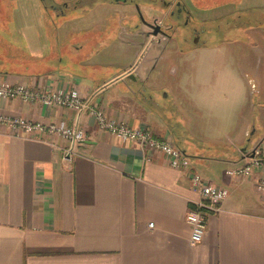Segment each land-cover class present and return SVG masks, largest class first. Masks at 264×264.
<instances>
[{
  "label": "crops",
  "instance_id": "1",
  "mask_svg": "<svg viewBox=\"0 0 264 264\" xmlns=\"http://www.w3.org/2000/svg\"><path fill=\"white\" fill-rule=\"evenodd\" d=\"M30 1L0 0V14L11 11V27L0 28V78L65 92L77 86L108 116L132 127H150L155 136L175 142L168 116L155 109L159 103L148 93V86H157L165 73L153 61L171 36L130 32L108 48H90L66 65H52L46 27L36 32L24 24ZM104 1L106 9L126 6ZM240 1L255 6L260 0ZM37 18L43 25L48 20ZM106 19L69 30H88ZM81 41L93 42V35ZM228 44L201 43L178 53L188 54L189 61L174 67L169 87L175 106L201 117L202 131L195 134L192 122L191 136L207 144L179 145L191 153L189 169L172 167L162 151L101 130L86 111L78 115L66 107L0 99V112L7 115L66 121L86 132L69 159L62 137L15 135L0 124V264H264V197L256 188L264 178V163L253 166L248 176L226 173L244 164L257 145L264 150V67L261 72L258 64L264 51ZM145 47L151 58L138 67L140 82L127 73ZM131 54V61H125ZM188 170L229 190L221 210L208 214L203 240L193 245L185 215L200 193Z\"/></svg>",
  "mask_w": 264,
  "mask_h": 264
},
{
  "label": "rangeland",
  "instance_id": "2",
  "mask_svg": "<svg viewBox=\"0 0 264 264\" xmlns=\"http://www.w3.org/2000/svg\"><path fill=\"white\" fill-rule=\"evenodd\" d=\"M186 1L192 8V15L189 19H186L183 14L179 16L168 15L167 18H164V25L168 24L172 26L167 29L168 35L171 36V41L163 43L164 45L160 47L153 63L164 66L165 73L161 79H158L160 81L157 86H148V93L152 94L159 103L155 106V109H158L161 111L160 113L168 116L169 123L173 126L172 130L174 129V140L182 148L188 147V141L194 147H203L202 145L206 144L203 138L191 136V132L193 131L192 122L195 123V134L198 131H202L201 125L199 124L201 117L194 116L192 112H183L178 109L175 106L174 94L169 87L171 81L174 79V75H172L174 67L180 63L187 65L189 61L188 54L180 55L178 53L198 46L197 37L192 35V30L195 28L201 30L198 39L203 44L226 42V44L229 43L228 45L231 49L239 48L240 50L248 51L255 48L264 51V0L257 1L255 6H247L246 2L238 5L241 2L240 0ZM30 2V11L28 8V10H23L24 15L27 12V20L24 24H26V28L34 29L33 31L36 32H42L41 29L43 26L46 27L47 34L45 37L46 43L48 44V53L46 55L49 54L51 56L52 65L61 66L68 64L72 56H76L85 50L90 48L97 50L108 48L112 44L118 43L127 33H139L143 23L152 20L151 18L154 15L159 18L166 16L163 9L153 5L149 0H139V8H137L136 3L134 5L130 2L131 4H127L126 6L115 5L109 9H106L102 4L92 5L85 1L86 7L79 10L84 15L76 20H69L72 21L70 22L72 25L65 23L64 19H60L56 23H51L47 20L43 25L41 20H35L37 16L40 18L44 13L39 0H32ZM150 6H153V8H150ZM197 6L204 9L213 7V9L199 10L195 8ZM121 12L127 14L122 17ZM36 13L38 15L35 17ZM103 16H106L108 19L99 24H95L98 27L91 26L88 30H82L74 34L69 30V26L73 25L77 29L88 27L95 18L98 19ZM0 18L2 19L0 28L8 30L11 27L9 24L11 18L10 8H6L0 14ZM250 28H255L253 29L255 34L258 32L261 33L254 35L250 32ZM87 35H93L94 41L82 43L81 40ZM151 36L152 38L155 37L152 34ZM149 40L151 41L152 39ZM148 49L145 47L132 67L136 66L138 68L151 58V52ZM133 55L131 54L129 59L125 61H131ZM260 60L259 57V71L262 72L264 61L262 60L260 62ZM179 131H183L185 134H177ZM187 153L191 154L190 151H187Z\"/></svg>",
  "mask_w": 264,
  "mask_h": 264
},
{
  "label": "built area",
  "instance_id": "3",
  "mask_svg": "<svg viewBox=\"0 0 264 264\" xmlns=\"http://www.w3.org/2000/svg\"><path fill=\"white\" fill-rule=\"evenodd\" d=\"M11 98L74 109L78 115L86 111L87 115L95 118V122L101 130L124 139L138 141L142 146L149 149L162 151L169 157V163L172 167L189 169L191 164L189 155L172 139L155 136L150 127H132L124 121L108 116L102 106L92 104L91 99L83 96L77 86L69 92H65L52 86L37 88L22 82L12 83L0 78V99ZM0 124L9 127L15 135L37 139H46L48 135L62 137L68 142L64 150L69 159L75 151V145L86 138L83 127L66 121L42 123L22 116L7 115L0 112ZM247 156L248 160L244 164L231 167L226 170V173L236 177L248 176L251 174L253 166L264 163V150L260 145L254 147ZM188 173L192 187L200 193L199 199L192 202L185 215V220L191 229L189 241L193 245L203 240L207 229L208 214L221 210L222 202L228 196L229 190L226 187L216 185L197 171L188 170ZM256 188L264 197V178L257 181ZM150 226L153 227L154 223L151 222Z\"/></svg>",
  "mask_w": 264,
  "mask_h": 264
},
{
  "label": "flooded vegetation",
  "instance_id": "4",
  "mask_svg": "<svg viewBox=\"0 0 264 264\" xmlns=\"http://www.w3.org/2000/svg\"><path fill=\"white\" fill-rule=\"evenodd\" d=\"M85 1L86 3L88 4L90 3L92 5H98L106 2L104 0H39L41 9L44 11L42 18L51 20L53 23H56L60 19H64L65 21L78 19L80 18V16L84 15L80 13L79 10L84 9L86 7ZM149 1L153 3V5H156L160 7V9H163L165 11L164 14L166 16L159 18L158 16L154 15L151 18L152 20H149V22L161 23V27L165 31L164 36H168L167 29L169 27H172L168 24L164 25V18H167L168 15L179 16L183 14L186 17V19H189L192 15V8L189 4H187L186 0H149ZM112 2H116L117 4H126V5L131 3L135 5L136 3L137 8H139L138 5L139 0H112ZM150 8H153V6H150ZM121 14L123 13L121 12ZM150 31H152V28L148 26L146 22H144L141 29L139 30V34L141 33L150 36L151 35V33H149ZM200 33H201L200 29L195 28L192 30V35L197 37V44L202 43L198 39ZM137 70L139 72L138 68Z\"/></svg>",
  "mask_w": 264,
  "mask_h": 264
},
{
  "label": "water",
  "instance_id": "5",
  "mask_svg": "<svg viewBox=\"0 0 264 264\" xmlns=\"http://www.w3.org/2000/svg\"><path fill=\"white\" fill-rule=\"evenodd\" d=\"M146 24L148 26H150L152 28V31H150L149 33H151L153 36H156L158 34H165V31L162 29L161 27V23H154V22H146ZM152 41V40H151ZM138 70L135 66H133L131 69H129L128 73H127V77L128 78H133V79H139L140 78V82L144 81L140 75H138Z\"/></svg>",
  "mask_w": 264,
  "mask_h": 264
}]
</instances>
